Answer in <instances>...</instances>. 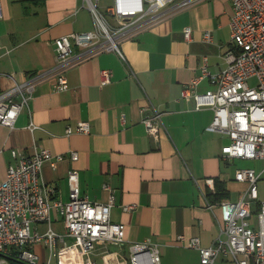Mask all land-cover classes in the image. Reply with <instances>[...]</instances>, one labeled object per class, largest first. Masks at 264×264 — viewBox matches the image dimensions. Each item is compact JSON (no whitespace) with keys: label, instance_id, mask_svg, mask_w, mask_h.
Segmentation results:
<instances>
[{"label":"crops","instance_id":"obj_1","mask_svg":"<svg viewBox=\"0 0 264 264\" xmlns=\"http://www.w3.org/2000/svg\"><path fill=\"white\" fill-rule=\"evenodd\" d=\"M92 1L106 14L113 0ZM0 6V91L52 68L55 37L94 26L87 0H0ZM231 14L230 0H198L120 41L122 57L75 47L76 54L87 55L65 69L68 88L56 91L54 76L41 80L28 103L30 115L22 108L13 127L0 124V182L13 163L10 149L62 153L54 165L41 167L42 180L53 185L59 199H68L67 170L75 168L81 194L102 202L113 192L110 219L125 225L127 242H156L160 264H200L198 251L177 236H196L202 246L225 238L219 202L236 200L247 188V182L235 180V170L259 173V199L264 194V160L223 158L220 148L227 135L206 130L212 110L196 109L193 100L181 97L183 84L200 72L204 56L212 74L226 66ZM185 27L190 40L183 37ZM207 30L211 42L202 40ZM102 69L112 71L106 84H100ZM210 87L203 79L198 90ZM154 113L160 117L157 139L142 122ZM30 117L37 125L32 130ZM78 121H88L89 132L67 135L66 127ZM69 150L77 152L76 159L68 157ZM216 182L226 193L218 200L207 197ZM129 204L133 207L125 210ZM50 217L51 227L61 232V216L52 209ZM33 227L43 231L47 224ZM33 249L43 260L47 248L40 243ZM213 264L234 262L219 255Z\"/></svg>","mask_w":264,"mask_h":264},{"label":"built area","instance_id":"obj_2","mask_svg":"<svg viewBox=\"0 0 264 264\" xmlns=\"http://www.w3.org/2000/svg\"><path fill=\"white\" fill-rule=\"evenodd\" d=\"M196 1L113 0L104 14L92 0H87L93 29L55 37L52 43L56 64L52 68L32 72L25 80L0 91V124L13 127L22 108L30 115L28 103L41 80L54 76L56 91L68 88L65 69L87 55L76 54L75 47H92L94 52L109 50L122 57L120 41L132 38L140 30ZM230 1V45L223 54L226 66L212 74L204 56L200 72L183 84L181 97L193 100L196 109L212 110L206 130L227 135L228 142L220 148L223 158L264 160V0ZM182 32L184 39L190 40V28L185 27ZM202 40L212 41L209 30L203 32ZM100 74V84H106L112 71L102 69ZM250 78H254V83H250ZM203 79L211 87L199 91ZM159 119V113L142 118L147 134L153 139H157ZM28 127L30 130L37 127L31 117ZM89 127L88 121H78L74 128L67 126L65 133H88ZM10 154L13 163L7 166L5 178L0 182V264L7 256L26 264H160L156 242L149 238L127 242L125 225L110 219L114 205L111 190L106 201L88 198L80 193L77 170L69 168L68 199L63 201L56 196L53 185L42 180L41 167L44 162L54 165L63 158L62 153L39 148L29 154L10 149ZM68 157L76 159L77 152L69 150ZM259 176L252 168L235 170V180L247 182V188L236 200L219 202L225 238L217 237L208 246H202L196 236H177L186 241V246L198 251L200 264H213L219 255L229 256L234 264H264V200L258 196ZM132 207L129 204L124 209ZM52 209L61 216V232L51 227ZM42 222L47 224L45 230L33 227ZM40 243L47 248L45 260L33 249Z\"/></svg>","mask_w":264,"mask_h":264},{"label":"trees","instance_id":"obj_3","mask_svg":"<svg viewBox=\"0 0 264 264\" xmlns=\"http://www.w3.org/2000/svg\"><path fill=\"white\" fill-rule=\"evenodd\" d=\"M226 193L224 191V189L222 188V186L220 184H218L217 182L215 183V187H214V192L210 191L207 193V197L211 198V199H219L220 197L224 196ZM6 259L9 261L10 264H26L24 262L18 261L13 257H6Z\"/></svg>","mask_w":264,"mask_h":264},{"label":"rangeland","instance_id":"obj_4","mask_svg":"<svg viewBox=\"0 0 264 264\" xmlns=\"http://www.w3.org/2000/svg\"><path fill=\"white\" fill-rule=\"evenodd\" d=\"M107 19H108L109 21H111V19L109 18V16H107ZM249 81H250V83H254V78H250ZM257 165H258V166H256V168L260 167L261 162H258ZM243 168H246V167H243ZM260 198H261V199H264V194H262ZM250 220H251V218H250ZM112 249H117V248H116V247H112ZM47 254H48V252H47V250H45V252H44V254H43V257H42L43 260L46 259ZM97 262H99V260H97ZM2 264H6V263H2Z\"/></svg>","mask_w":264,"mask_h":264}]
</instances>
